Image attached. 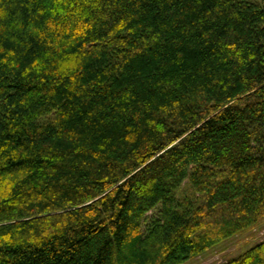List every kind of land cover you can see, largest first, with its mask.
Instances as JSON below:
<instances>
[{
  "label": "trees",
  "instance_id": "obj_1",
  "mask_svg": "<svg viewBox=\"0 0 264 264\" xmlns=\"http://www.w3.org/2000/svg\"><path fill=\"white\" fill-rule=\"evenodd\" d=\"M263 226L264 0H0V264H184Z\"/></svg>",
  "mask_w": 264,
  "mask_h": 264
},
{
  "label": "rangeland",
  "instance_id": "obj_2",
  "mask_svg": "<svg viewBox=\"0 0 264 264\" xmlns=\"http://www.w3.org/2000/svg\"><path fill=\"white\" fill-rule=\"evenodd\" d=\"M159 214V207L152 210L148 214V218L144 222V227L146 228L148 219ZM264 238V226L257 228L246 234L236 235L231 237L216 247L191 258L184 264H220L240 255L248 248L253 246L257 241Z\"/></svg>",
  "mask_w": 264,
  "mask_h": 264
}]
</instances>
